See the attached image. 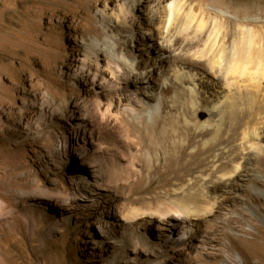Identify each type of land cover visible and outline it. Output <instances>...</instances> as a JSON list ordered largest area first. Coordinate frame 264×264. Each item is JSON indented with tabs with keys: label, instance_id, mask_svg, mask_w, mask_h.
I'll use <instances>...</instances> for the list:
<instances>
[{
	"label": "rangeland",
	"instance_id": "obj_1",
	"mask_svg": "<svg viewBox=\"0 0 264 264\" xmlns=\"http://www.w3.org/2000/svg\"><path fill=\"white\" fill-rule=\"evenodd\" d=\"M137 1L0 0V264H264V0L208 5L255 37L234 112H213V61L192 56L211 29L195 45V28L169 25L177 0ZM149 130L186 152L151 149ZM180 177L207 195L198 210L153 215Z\"/></svg>",
	"mask_w": 264,
	"mask_h": 264
},
{
	"label": "bare ground",
	"instance_id": "obj_2",
	"mask_svg": "<svg viewBox=\"0 0 264 264\" xmlns=\"http://www.w3.org/2000/svg\"><path fill=\"white\" fill-rule=\"evenodd\" d=\"M189 1L191 2L192 0H177L176 2L172 3L167 8H165V14H166L167 20L169 22V25L171 24V27H174L176 24L177 25L178 24L185 25L186 27L184 26V30L185 29L190 30L192 28H195L197 33H201V36L196 38L198 40H196L194 42L195 45H201L202 42L204 43V39L206 36L205 32H207L211 29L209 31L210 36L207 39L206 44L205 45L203 44L204 45L203 50L201 52L196 53V54L194 53L195 55H192V56H194V58L196 57L199 60H208L209 62H210V60L213 61L212 62L213 64H211V66H210L211 70L206 72L208 76L204 77V79H206V84H209L211 87H213V90L217 94L216 95L217 96V103L214 106L215 108H214L213 112H217V110L219 111L223 108L225 110H229V111L234 112V111H236L235 108L238 106L236 95L238 94V92H237L238 88H240L237 84V78H238V76L241 77V72H243L245 69H247V62L245 61V57H244L242 51L247 50V52L248 51L251 52V47L254 45V42H255L254 40H252V38L254 36L251 37L252 36L251 32L253 30L251 31V28L248 27L249 23H247L245 21H241V20L231 21V20H229V18L227 17V13L225 11H223L222 9H219V8L218 9L216 8L215 10L208 9V5L215 2V0H196L195 4L189 3ZM142 3H143L142 0H138L136 5L142 4ZM138 6H140V5H138ZM102 14H104V13L102 12ZM171 31H172V29L169 30V34L171 33ZM240 31H242L241 33H243L242 40L244 41L243 44L245 47H242L243 44L241 45V43H239L240 42L239 40H234V42L232 44L229 43L230 37L231 36L235 37L236 33L240 34ZM222 32H224V33H222ZM246 33H248V34H246ZM246 35H248V36L246 37ZM235 39H236V37H235ZM146 40L150 44L155 41L151 34H149L146 37ZM190 47H193L192 43H190ZM244 48H246V49H244ZM162 49L166 50L169 53H173L176 51V49L174 48V40L172 39V37H167L165 39V42L162 46ZM182 52H183V50H181L179 54H182ZM244 54L246 55V53H244ZM113 58H116V57H113ZM161 58L163 60V56H161ZM113 60H115V59H113ZM249 60L250 59H248L247 61H249ZM119 61H120V59H117L114 62L119 63ZM199 62H201V61H199ZM203 62H205V61H203ZM263 62H264V59H263ZM83 64H85V67H86V61H84ZM118 68H120V67H118ZM247 71H248V69H247ZM247 71L245 70L244 73H247ZM242 75H246V74L242 73ZM138 76H139V80H145V78L148 77L147 73L142 74V76L141 75H138ZM128 77H130V74L127 75V78ZM182 78L183 77H182V74H180V72H175L174 74H172L170 76L169 80L172 82H174V81L180 82V81H182ZM260 79H262L261 76H260ZM194 80H195V77H194ZM219 81H224V84L219 85V83H218ZM166 87H167V83H164L162 86L159 87V90L165 89ZM157 106H154V108H152V109L156 110ZM153 110H148V113L141 115V118H140V117H138L139 114L137 113V111L135 109H133L131 112V114H133V116H134L132 120L138 122L139 125L141 124L140 121L145 120L147 122V127H149V129H151V127L154 126L153 125L154 123L152 122L153 121L152 115H153V112H155V111H153ZM128 112H130V111H128ZM125 115H128V114H125ZM253 136L259 140L261 138L262 134L256 128L253 131ZM147 138L149 140V144H150L151 149H155L158 147L162 148L163 151H164V149H166L167 150L166 153L167 154L172 153L171 155L174 157H178V154H180V153L181 154L185 153L187 148H188L187 143H186L188 139L187 140L178 139V135L176 136L174 134H169V133L158 134V133H153L149 130ZM143 141H144V138L141 137L140 138V144L141 145L143 144ZM145 158H146L147 162L152 161V158L150 157V155H146ZM219 160L220 159H217L216 162H219ZM182 166H183V164H182ZM170 167H171V165L168 166V169H167L168 172H170ZM235 168L234 169L238 171L240 169V166L238 165ZM134 169H135V167H134ZM177 169H178V167H177ZM134 171L137 174H141L140 171H138L137 169H135ZM218 173H216L214 176L215 180L217 179V181H224L225 176L219 175ZM229 175H231V174L228 173L227 176H229ZM166 179H167V177H166ZM174 180H177V178H174ZM203 181H205V180L203 179ZM178 182H181V185H180L181 187L174 191V195H172V194L168 195L167 194L168 195L167 198L158 199V202H162L165 200V205L166 204L169 205L170 208H168L162 212V211H160L161 207L158 208L159 207L158 206L157 210L153 211V215L168 216L174 211L175 213L183 214L185 216H189L193 212H196V209L198 210L197 204H198V202H200V200L203 199V196H204V190H203L204 184L203 183L201 184L203 191H201V192L198 191L199 193L197 195H199V196L196 197V196H194V194H192V188L191 189L189 188L190 185H184L183 184L184 181H183L182 177H180V180H178ZM178 182H175V183H178ZM206 196H204V197L206 198Z\"/></svg>",
	"mask_w": 264,
	"mask_h": 264
}]
</instances>
